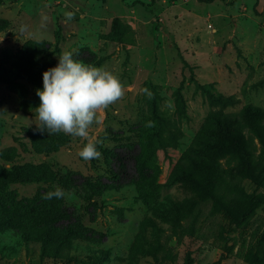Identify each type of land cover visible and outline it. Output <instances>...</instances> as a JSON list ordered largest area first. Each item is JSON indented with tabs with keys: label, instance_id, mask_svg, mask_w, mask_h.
Returning a JSON list of instances; mask_svg holds the SVG:
<instances>
[{
	"label": "rangeland",
	"instance_id": "1",
	"mask_svg": "<svg viewBox=\"0 0 264 264\" xmlns=\"http://www.w3.org/2000/svg\"><path fill=\"white\" fill-rule=\"evenodd\" d=\"M64 52L125 88L89 129L99 159L37 127L36 90ZM248 105L264 111V0H0V264H264ZM224 117L255 148L196 189L191 159ZM253 197L249 218L230 215Z\"/></svg>",
	"mask_w": 264,
	"mask_h": 264
},
{
	"label": "clouds",
	"instance_id": "2",
	"mask_svg": "<svg viewBox=\"0 0 264 264\" xmlns=\"http://www.w3.org/2000/svg\"><path fill=\"white\" fill-rule=\"evenodd\" d=\"M21 27V31H25ZM125 94L120 79L104 67H94L73 58L71 52L59 56L56 67L43 73V90H36L40 105L35 109L38 129L50 135L63 132L87 143L79 152L84 161L99 159L101 152L89 133L101 121L98 113L118 102ZM65 192L57 188L44 199H61Z\"/></svg>",
	"mask_w": 264,
	"mask_h": 264
},
{
	"label": "trees",
	"instance_id": "3",
	"mask_svg": "<svg viewBox=\"0 0 264 264\" xmlns=\"http://www.w3.org/2000/svg\"><path fill=\"white\" fill-rule=\"evenodd\" d=\"M263 117L264 111L260 108L252 107L251 105L245 107V121L248 126L264 131V126L262 124ZM243 130V125L232 117H224L216 121V127L209 131V137L214 139V142L205 143L203 147L197 151L204 159H191L192 173L189 175L188 179L192 182L194 188L198 189L207 185L210 178L209 176L215 172L216 161L219 157L232 155L239 158L249 146H252L253 149L255 148L253 143L242 134ZM246 154L247 153H245V155ZM252 171L253 170L250 168L246 170L243 169L245 176ZM259 200V198L253 197L250 204L245 203V207H230L228 211L234 219L238 221L245 220L251 215L249 212H253L258 207ZM60 236L62 241L69 242V238L62 237V234H60Z\"/></svg>",
	"mask_w": 264,
	"mask_h": 264
}]
</instances>
